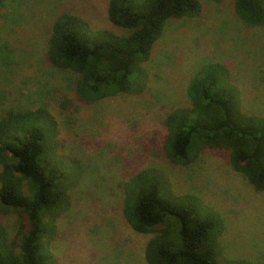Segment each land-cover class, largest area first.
Here are the masks:
<instances>
[{"label": "rangeland", "instance_id": "1", "mask_svg": "<svg viewBox=\"0 0 264 264\" xmlns=\"http://www.w3.org/2000/svg\"><path fill=\"white\" fill-rule=\"evenodd\" d=\"M200 2L199 17L166 22L142 66L139 92L87 105L75 98V76L47 61V41L63 12L93 29L127 34L108 21V0H0V115L50 112L58 152L77 173L69 206L56 219L55 234L44 240L55 264H147L146 245L159 228L139 234L123 217L125 185L145 168L162 170L175 194L193 195L222 216L220 262L264 264V193L232 169L229 152L205 148L186 166L164 154V116L189 105V81L205 64L225 65L241 92L242 110L264 115V25L242 23L234 0ZM0 219L13 238L18 216Z\"/></svg>", "mask_w": 264, "mask_h": 264}, {"label": "trees", "instance_id": "2", "mask_svg": "<svg viewBox=\"0 0 264 264\" xmlns=\"http://www.w3.org/2000/svg\"><path fill=\"white\" fill-rule=\"evenodd\" d=\"M201 11L200 0H108V21L127 34L93 29L63 12L52 24L45 56L52 67L75 76L80 103L134 94L166 22L197 18ZM234 11L248 26L264 25V0H234ZM187 96L188 106L171 109L163 119L167 160L186 166L205 148L225 149L232 169L264 193V115L242 110L228 68L218 62L200 67ZM57 136L56 120L44 108L0 115V214L18 216L13 238L0 219V264H55L46 241L69 206L77 175L59 154ZM123 217L139 234L159 228L147 242V264H249L220 262L222 216L193 195L175 194L160 169H142L125 185Z\"/></svg>", "mask_w": 264, "mask_h": 264}]
</instances>
